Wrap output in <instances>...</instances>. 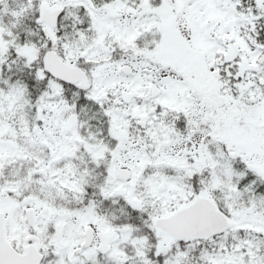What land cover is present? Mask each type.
<instances>
[{
    "label": "snow or ice",
    "instance_id": "snow-or-ice-1",
    "mask_svg": "<svg viewBox=\"0 0 264 264\" xmlns=\"http://www.w3.org/2000/svg\"><path fill=\"white\" fill-rule=\"evenodd\" d=\"M0 264H264V0H0Z\"/></svg>",
    "mask_w": 264,
    "mask_h": 264
}]
</instances>
